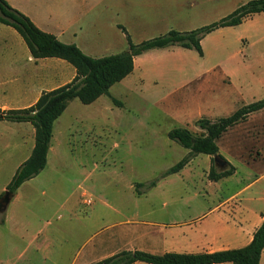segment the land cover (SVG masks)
<instances>
[{
	"label": "rangeland",
	"instance_id": "1",
	"mask_svg": "<svg viewBox=\"0 0 264 264\" xmlns=\"http://www.w3.org/2000/svg\"><path fill=\"white\" fill-rule=\"evenodd\" d=\"M11 1L36 23L49 25L50 19L54 27H66L60 41L101 57L126 50L127 36L139 43L171 29L187 32L219 21L249 0ZM4 44L12 49L4 52ZM200 45L202 55L178 45L150 49L141 55L140 73L135 70L89 104L77 98L68 102L55 124L45 167L17 188L0 213V221L6 220L0 223V264H89L113 250H133L135 227L149 226L152 219L181 221L206 213L220 198L232 197L237 219L247 220L264 208L263 202L246 199L251 191L252 197L264 196V178L241 191L264 171V109L216 141L221 155L235 166L234 175L209 179L212 161L203 153L164 175L188 153L168 137L171 129L199 133L198 119L216 120L264 97V12L210 31ZM0 53L5 54L0 59V105L25 107L38 89L71 79L73 67L63 59L44 58L36 69L21 36L2 23ZM25 127L33 128L0 121V193L22 159L15 142L31 140ZM213 165L217 170L223 166L219 161ZM195 192L199 195L191 199ZM164 200L169 204L160 209ZM151 203L155 214L147 213ZM169 209L171 219L163 214ZM104 240L115 244L101 247Z\"/></svg>",
	"mask_w": 264,
	"mask_h": 264
},
{
	"label": "trees",
	"instance_id": "2",
	"mask_svg": "<svg viewBox=\"0 0 264 264\" xmlns=\"http://www.w3.org/2000/svg\"><path fill=\"white\" fill-rule=\"evenodd\" d=\"M260 12H264V0H249L219 21L209 25L187 32L171 29L164 35L161 34V36L139 43H133L127 36L126 50L101 57H92L84 53L76 44L62 42L54 34L40 29L27 15L12 7L6 0H0V23L12 27L21 36L33 58L63 59L75 70V75L70 81L42 91L32 105L23 108H0V121L29 122L34 128L32 151L17 167L5 190L14 195L24 181L37 176L45 167L53 124L70 100L77 98L84 104L95 101L99 96L107 93L110 86L132 72L134 66L132 59L135 56L150 49L178 45L182 48H194L199 55H202L200 40L207 33L218 27L238 25L244 19ZM113 101L117 102L114 99ZM262 108H264V97L239 107L228 116L219 117L216 120L198 119L195 123L200 129L199 133L184 127L171 129L168 137L188 149V153L169 167L164 175L178 172L199 153L211 157L209 179L217 181L231 175L234 167L221 155L216 141L228 128L246 120L250 113ZM216 161L227 168L222 166V169H215L213 164ZM2 194L3 192L0 196ZM263 249L264 219L253 232L251 241L239 248L197 253L169 251L161 254L138 249L121 250L89 264H132L137 261L148 264H218L224 262L260 264Z\"/></svg>",
	"mask_w": 264,
	"mask_h": 264
},
{
	"label": "crops",
	"instance_id": "3",
	"mask_svg": "<svg viewBox=\"0 0 264 264\" xmlns=\"http://www.w3.org/2000/svg\"><path fill=\"white\" fill-rule=\"evenodd\" d=\"M7 2H9V4L12 7L17 8L20 11H23L25 15L28 14L21 7H19L16 3H14L13 1L7 0ZM30 19L35 23V25L37 27H39L40 29H42L46 32H50V33L54 34L59 40H60V36H63L66 34V32H68L66 27H54L55 23H52L50 21V19H49V23H50L49 25H47V24L45 25V24L39 23V22L36 23L32 19V17ZM5 26H7V25H5ZM68 35L70 36V34H68ZM71 35H73V34H71ZM73 36H75V35H73ZM62 42L66 43L69 41L64 40ZM4 45H5L4 50L2 49L4 52H6V50L12 49V46H8L7 44H4ZM146 52H144V53H146ZM144 53H142L138 56H135L134 59H132L134 66H133V70L130 74H132L135 70L138 71V73H140L142 71L144 61L141 59V55H143ZM27 55H28L27 56L28 61L32 62L36 66V69L40 65L39 64L40 62L45 61V60H43L44 58H52V57H44V58L35 59L30 55L28 48H27ZM2 56H5V54L0 53V59L2 58ZM56 61H57L58 65L63 64V62H61L59 60H56ZM63 65H65V64H63ZM42 67H43V65H42ZM130 74H128V75H130ZM74 75H75V70L73 68V70L71 71L68 78L72 79ZM139 78H140V76H139ZM70 80H68V81H70ZM53 88H55V87H53ZM50 89H52V88H48V89H44V90L38 89L36 91V93L33 95L30 102L27 104V106L32 105L37 100V97H39V95L42 91L50 90ZM27 106H25V107H27ZM0 108L1 109H7V108H9V106H7L6 104H2V105H0ZM20 108H23V107H20ZM262 109H264V108H262ZM64 111L62 112V114L64 113ZM257 111H259V110H257ZM257 111L250 113L246 120H248V118L251 117V115H253ZM61 115L58 118H60ZM58 118H56V120L53 124V127H52V136H51V140H50V145H49V149H47L48 153L53 148L51 141L53 139V130L55 128V124L59 120ZM7 122H9V121H7ZM15 123H29V122H15ZM25 130H27V132H26L27 135L31 136V140L29 142V141H26L24 139L23 140L17 139V142H15L16 146H20L19 149H22V153H21L22 159L18 163H16V165L14 166L13 174H14L15 170L17 169V167L30 155L32 148L34 146V128H28L27 129L25 127ZM59 132H60V130H58V133ZM22 135H24L26 137L25 134H22ZM32 136H33V140H32ZM23 143H26V144L23 145ZM48 153H47V155H48ZM225 160L227 162H229L226 158H225ZM229 164L234 167V171L231 174V175H234L236 172V168L231 162H229ZM221 169H222V167H221ZM231 175H228V176H231ZM261 178H264V171L257 178H255L254 180L252 179L243 189H241V191L245 192V191L250 190V188L252 189L254 184H256ZM252 194L253 193L251 191L249 193V197H246V199L251 201L253 198H255V200L261 201L264 203V196L258 195L257 197H252ZM198 195H199V193L195 192L194 196H192L191 199H194V197H197ZM86 200L87 199L83 200V202L85 204H87ZM188 201H190V200L188 199ZM231 201H232V197L220 198L218 200V202L215 205H213V207L211 209H209L208 212H206V213H194L193 217H190V218L188 217V219H183L181 221H161V220L152 219L151 221H149V224H150L149 226L145 225L144 228L138 227V229L135 227L133 230L134 239L132 242V244H134V249L150 251V252L155 253V254H161L164 252L171 251L169 248L174 247V246H176L178 248H185L184 249L185 251H182V252H186V253L212 252V251H218V249L223 250V249H229V248L242 247L251 241L252 236H253V232L263 221V219H264V208L263 207L257 208L253 213L249 214V218L247 220H242L241 218L237 219V217L233 215L234 209L230 205ZM188 203L189 202H186L185 204H188ZM168 204H169L168 201H166V200L162 201L160 209H165V207H167ZM149 206L150 207L148 208V212H147L148 214L149 213L155 214V212L158 211V210H156V207L154 204L151 203ZM175 210H180V209H175ZM160 211H162V210H160ZM171 213H173V209H169L166 212H164L163 214L165 216H168L171 219V217H170ZM175 213L183 214V212H181V210L175 211ZM170 219H168V220H170ZM1 222L5 223L6 220L3 219V221H0V223ZM129 223H130L129 220L126 219L125 224H129ZM146 227H151V228L144 230ZM154 234H156L157 236H154ZM101 243H102L101 247H103L107 244L108 245L115 244L114 241H112V240H104ZM147 244H151V245H147ZM155 244H156V246H155ZM114 252H115V250H113L109 253H106V254L98 255V256H96V258L92 259L90 261V263L95 262V261H99L105 257H108V256L112 255ZM263 254H264V249L262 250V253L260 256V264H261ZM132 264H137V262H134ZM218 264H230V262H224V263H218Z\"/></svg>",
	"mask_w": 264,
	"mask_h": 264
},
{
	"label": "water",
	"instance_id": "4",
	"mask_svg": "<svg viewBox=\"0 0 264 264\" xmlns=\"http://www.w3.org/2000/svg\"><path fill=\"white\" fill-rule=\"evenodd\" d=\"M13 194L9 191H4L3 194L0 196V213H3L7 208Z\"/></svg>",
	"mask_w": 264,
	"mask_h": 264
},
{
	"label": "built area",
	"instance_id": "5",
	"mask_svg": "<svg viewBox=\"0 0 264 264\" xmlns=\"http://www.w3.org/2000/svg\"><path fill=\"white\" fill-rule=\"evenodd\" d=\"M86 203H87V204H90V203H91V200H86Z\"/></svg>",
	"mask_w": 264,
	"mask_h": 264
}]
</instances>
